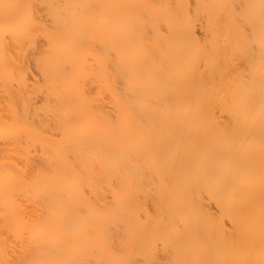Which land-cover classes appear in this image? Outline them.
Wrapping results in <instances>:
<instances>
[{
    "label": "bare ground",
    "instance_id": "bare-ground-1",
    "mask_svg": "<svg viewBox=\"0 0 264 264\" xmlns=\"http://www.w3.org/2000/svg\"><path fill=\"white\" fill-rule=\"evenodd\" d=\"M0 264H264V0H0Z\"/></svg>",
    "mask_w": 264,
    "mask_h": 264
}]
</instances>
